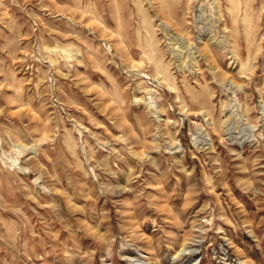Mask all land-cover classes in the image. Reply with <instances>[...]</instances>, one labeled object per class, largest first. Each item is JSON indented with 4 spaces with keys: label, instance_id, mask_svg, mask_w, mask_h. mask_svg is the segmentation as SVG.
<instances>
[{
    "label": "rangeland",
    "instance_id": "1",
    "mask_svg": "<svg viewBox=\"0 0 264 264\" xmlns=\"http://www.w3.org/2000/svg\"><path fill=\"white\" fill-rule=\"evenodd\" d=\"M264 264V0H0V264Z\"/></svg>",
    "mask_w": 264,
    "mask_h": 264
},
{
    "label": "bare ground",
    "instance_id": "2",
    "mask_svg": "<svg viewBox=\"0 0 264 264\" xmlns=\"http://www.w3.org/2000/svg\"><path fill=\"white\" fill-rule=\"evenodd\" d=\"M193 264V263H192Z\"/></svg>",
    "mask_w": 264,
    "mask_h": 264
}]
</instances>
